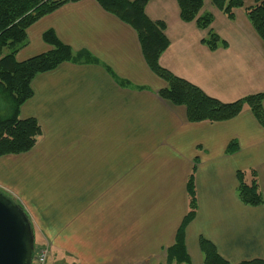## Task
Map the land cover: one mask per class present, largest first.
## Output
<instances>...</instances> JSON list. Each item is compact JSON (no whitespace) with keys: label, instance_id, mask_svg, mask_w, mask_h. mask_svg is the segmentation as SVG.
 <instances>
[{"label":"crops","instance_id":"crops-1","mask_svg":"<svg viewBox=\"0 0 264 264\" xmlns=\"http://www.w3.org/2000/svg\"><path fill=\"white\" fill-rule=\"evenodd\" d=\"M217 11L207 0L201 15L212 13L216 27L199 29L181 21L177 0H151L146 14L166 23L170 40L161 66L223 103L264 93L263 40L243 10L235 20ZM50 30L93 60L34 78L20 118L38 122L39 141L0 158V190L28 213L35 239L49 245V264L166 260L189 212L194 166L198 208L185 230L192 264L204 262L202 238L229 264L264 260V128L250 109L190 123L185 107L159 95L167 84L147 65L134 28L97 0L66 4L31 26L17 61L50 52ZM211 32L227 47L203 43ZM232 142L238 149L229 154ZM240 171L257 173L261 206L241 202Z\"/></svg>","mask_w":264,"mask_h":264},{"label":"trees","instance_id":"trees-1","mask_svg":"<svg viewBox=\"0 0 264 264\" xmlns=\"http://www.w3.org/2000/svg\"><path fill=\"white\" fill-rule=\"evenodd\" d=\"M79 1L82 0H0V158L28 153L39 141L42 130L38 122L35 119L20 118L22 106L33 96L31 84L34 78L53 71L64 63L76 62L78 59L93 60L86 52L75 54L51 30L43 34L45 43L52 47L50 52L24 62H19L16 58L18 52L27 43V31L31 26L64 5ZM206 1L177 0L181 21L195 22L199 29L211 28L214 15L212 13L201 15ZM97 2L105 11L134 28L147 65L167 84L159 95L175 106L185 107L190 123L230 121L238 117L247 107L264 128V93L250 95L232 103H223L161 66L160 58L169 48L170 40L166 34V23L154 21L146 14V7L151 0H97ZM210 2L230 20H235L236 10H243L264 42V0H255V4L251 7H245L243 0H210ZM202 42L211 50H216L220 46L227 47V43L214 32ZM237 149L238 144L232 142L228 153L232 154ZM195 170L194 166L187 186L189 212L177 233L175 244L166 251L167 264H192L185 244V230L194 220L198 208ZM237 177L241 202L249 207L261 206L263 196L257 173L240 171ZM200 249L204 256L203 264H229L221 257L216 247L206 239L200 240ZM240 264H264V260Z\"/></svg>","mask_w":264,"mask_h":264},{"label":"water","instance_id":"water-1","mask_svg":"<svg viewBox=\"0 0 264 264\" xmlns=\"http://www.w3.org/2000/svg\"><path fill=\"white\" fill-rule=\"evenodd\" d=\"M35 231L24 207L0 190V264H32Z\"/></svg>","mask_w":264,"mask_h":264},{"label":"built area","instance_id":"built-area-1","mask_svg":"<svg viewBox=\"0 0 264 264\" xmlns=\"http://www.w3.org/2000/svg\"><path fill=\"white\" fill-rule=\"evenodd\" d=\"M49 245L43 244L40 248L35 250L32 264H49Z\"/></svg>","mask_w":264,"mask_h":264},{"label":"rangeland","instance_id":"rangeland-1","mask_svg":"<svg viewBox=\"0 0 264 264\" xmlns=\"http://www.w3.org/2000/svg\"><path fill=\"white\" fill-rule=\"evenodd\" d=\"M253 0H250V1H248V3H247V6H250L251 4H253ZM173 3H174V1H173ZM249 4V5H248ZM217 13H220L219 11H217ZM221 15V14H220ZM223 15V14H222ZM223 17V16H222ZM226 19V18H225ZM223 24V21H221V20H219V19H217V26H220V25H222ZM212 26V28H215L216 27V24H215V18H214V23L211 25ZM210 29V28H209ZM43 245V244H42ZM42 245H40V242L38 241V240H36V246H37V249L38 248H40ZM148 264V263H147ZM158 264H167V262H166V260H164V261H161V260H159V262H158Z\"/></svg>","mask_w":264,"mask_h":264}]
</instances>
